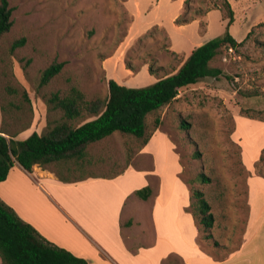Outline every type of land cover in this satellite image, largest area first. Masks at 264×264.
Segmentation results:
<instances>
[{
    "label": "rangeland",
    "instance_id": "rangeland-1",
    "mask_svg": "<svg viewBox=\"0 0 264 264\" xmlns=\"http://www.w3.org/2000/svg\"><path fill=\"white\" fill-rule=\"evenodd\" d=\"M180 1L160 0L157 7V0H9L13 25L0 36V98L6 109L1 128L13 134L28 127L17 135L22 137L46 132L49 123L63 117L47 102L55 91L65 95L77 87L88 100H106L111 63L119 68L118 79L130 87L176 71L194 47L226 30V1L230 2V32L243 42L235 53H219L211 61L223 74L182 88L173 102L146 119L147 134L162 129L180 156V176L192 192L189 211L199 226L201 247L222 257L241 239L250 202L249 178L264 179V0H189L186 15L200 21L184 28L170 22L173 6ZM137 2L142 15H137L133 30L131 15ZM149 23L150 29L145 28ZM22 37L25 44L11 51L12 43ZM55 62L65 65L41 86L43 70ZM149 67L158 70L156 74ZM94 117L84 111V117L72 124ZM142 148V138L116 131L88 144L82 160H64L49 169L66 178H82L116 175L130 164L146 166L149 170H138L143 174L137 175L140 181L153 165V154H140ZM201 174L209 180L203 181ZM133 183L130 179L124 186ZM151 184L156 189L158 180L151 178ZM196 190L203 192L217 218L216 240L208 238ZM133 202L127 203L129 209ZM149 203L140 209L141 224L135 227L137 232L145 230L143 240L154 235ZM263 241L257 244L261 251ZM216 242L226 244V250H219L222 246ZM126 243L131 249L138 247L131 234ZM171 255L167 264H184L179 255Z\"/></svg>",
    "mask_w": 264,
    "mask_h": 264
},
{
    "label": "crops",
    "instance_id": "crops-1",
    "mask_svg": "<svg viewBox=\"0 0 264 264\" xmlns=\"http://www.w3.org/2000/svg\"><path fill=\"white\" fill-rule=\"evenodd\" d=\"M160 4L157 0L156 6ZM175 4L170 19L172 25L184 28L200 21L196 19L177 26L176 19L184 12L185 0ZM132 12L131 28L134 30L136 17L142 15L139 2ZM151 25L149 23L145 28L150 29ZM172 49L180 52L173 45ZM118 69L115 64H109V78L123 84L118 79ZM2 122L0 98V133ZM30 134L16 139H26ZM146 153L153 154L151 175L145 174L140 181H137V175L143 174L138 170L146 166L130 164L116 175H91L63 181L54 171L38 164L32 171H27L16 162L7 179L0 181V197L48 240L86 258L88 264H162L171 253L179 255L184 264H264V250L257 246L264 239L262 177L255 175L248 180L250 202L238 245L224 256L217 257L205 251L198 241L199 226L189 211L192 192L180 176L183 165L169 135L158 128L140 150V154ZM153 177L158 180L157 188H152L147 199L139 198L136 190L146 185L152 187ZM130 179L134 181L133 185L124 186ZM130 200L134 201L131 209L127 204ZM147 201L150 202L154 235L143 240L145 230L137 232L135 227L141 224L139 211L145 208L143 204ZM216 224L217 218L211 228L210 239L216 240ZM127 234L132 235V240L138 245L136 249L128 247ZM218 245L222 246L219 250H226V244L218 242ZM0 264H3L1 258Z\"/></svg>",
    "mask_w": 264,
    "mask_h": 264
},
{
    "label": "trees",
    "instance_id": "trees-1",
    "mask_svg": "<svg viewBox=\"0 0 264 264\" xmlns=\"http://www.w3.org/2000/svg\"><path fill=\"white\" fill-rule=\"evenodd\" d=\"M189 0H185V8ZM184 8V10H185ZM228 22L226 30L194 48L191 54L174 73H167L157 81L139 87L120 84L117 80H108L109 95L106 100H88L77 87L62 95L55 91L47 98L51 108L63 113L61 120L49 123L44 133L34 131L26 139H16L17 135L26 130L22 128L16 133H9L1 128L0 133V181L7 179L11 168L18 162L27 171H32L35 164L49 169L55 163L75 158L82 160L85 147L91 142L99 141L116 131L128 133L142 138L147 143L151 133L147 134L148 114L173 102L182 88L196 84L206 78H218L223 74L221 68L212 66L211 61L219 53L228 52L230 47L237 48L243 41H238L230 32L234 21V10L226 1ZM13 8L9 0L0 1V36L8 32L12 25ZM184 11L177 19L179 25L192 22ZM26 38L15 40L11 51L25 44ZM65 62H55L42 72L40 85L43 86L56 76ZM149 71L156 74L153 67ZM28 98V97H26ZM4 115L6 111L1 102ZM84 111L95 116L78 125L72 122L84 117ZM160 120L155 121L159 126ZM54 171L60 180L72 181ZM80 179V178H79ZM203 181L209 178L201 174ZM136 194L147 199L152 194L150 185L136 190ZM194 195L198 199V208L202 214V222L209 230L208 238L212 237L211 228L215 217L209 202L201 190ZM217 243V242H216ZM218 245V243H217ZM172 256V255H171ZM0 258L3 264H88L89 260L77 256L70 250L61 247L43 236L31 223L25 221L17 211L0 197ZM167 259L164 264H167Z\"/></svg>",
    "mask_w": 264,
    "mask_h": 264
},
{
    "label": "built area",
    "instance_id": "built-area-1",
    "mask_svg": "<svg viewBox=\"0 0 264 264\" xmlns=\"http://www.w3.org/2000/svg\"><path fill=\"white\" fill-rule=\"evenodd\" d=\"M228 52H229L230 54L235 53V49H234L233 47H230V48L228 49Z\"/></svg>",
    "mask_w": 264,
    "mask_h": 264
}]
</instances>
